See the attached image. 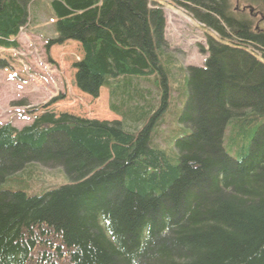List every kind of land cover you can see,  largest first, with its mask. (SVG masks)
Masks as SVG:
<instances>
[{
    "label": "trees",
    "instance_id": "16d2710c",
    "mask_svg": "<svg viewBox=\"0 0 264 264\" xmlns=\"http://www.w3.org/2000/svg\"><path fill=\"white\" fill-rule=\"evenodd\" d=\"M33 2L0 0L1 48H19ZM151 2L49 1L47 49L76 43V87L93 99L110 89L122 120L50 110L0 126V264H264V28L230 0H175L217 34L204 67L185 71L164 51L165 15ZM246 2L264 20V0ZM175 71L186 101L172 127ZM39 167L67 183L40 192Z\"/></svg>",
    "mask_w": 264,
    "mask_h": 264
},
{
    "label": "rangeland",
    "instance_id": "374dc122",
    "mask_svg": "<svg viewBox=\"0 0 264 264\" xmlns=\"http://www.w3.org/2000/svg\"><path fill=\"white\" fill-rule=\"evenodd\" d=\"M33 1L30 8V23L21 30L18 38L19 48L10 51L0 50L1 59L10 65L8 70L0 71V125L11 123L20 129L50 110L56 114L68 113L91 120L109 122L122 120L121 116H116L111 111L110 105L117 103L111 98L110 89L103 88L100 97L93 99L76 87L73 65L82 58V52L76 43L67 42L47 49V40L56 37V17L49 6L50 0ZM150 1L151 7H161L165 15L167 46L165 53L169 54L182 70L186 71L190 66L203 67L207 55L203 54L202 50L205 51L207 48V35L216 37L217 34L191 19L187 11L177 5L175 0ZM242 1L240 4L239 0H230L232 11L250 16L254 20L255 28H264L261 14L255 7H252L251 12L246 0ZM244 8L247 9L243 10ZM174 73L179 80L173 82L169 79L173 92L165 115L168 125L172 127L182 113L186 101L180 71ZM138 86L140 90L151 91L152 100L158 99L156 97L158 91L153 85L140 82ZM57 98L63 99L51 105ZM19 103L24 106H20ZM172 130L173 132L171 129L165 131L170 139H174L175 136L174 129ZM185 135L187 134L182 136ZM157 142L163 147H169L165 138H158ZM226 150L235 159L240 158L235 150H230L228 144ZM35 173L40 176L36 178V183L39 181L42 183V186L35 187L40 189V192L67 183L57 169L39 167Z\"/></svg>",
    "mask_w": 264,
    "mask_h": 264
},
{
    "label": "water",
    "instance_id": "95a60500",
    "mask_svg": "<svg viewBox=\"0 0 264 264\" xmlns=\"http://www.w3.org/2000/svg\"><path fill=\"white\" fill-rule=\"evenodd\" d=\"M249 9H250L251 12L253 11L252 8L249 7ZM244 10H245V8H244Z\"/></svg>",
    "mask_w": 264,
    "mask_h": 264
},
{
    "label": "bare ground",
    "instance_id": "6f19581e",
    "mask_svg": "<svg viewBox=\"0 0 264 264\" xmlns=\"http://www.w3.org/2000/svg\"><path fill=\"white\" fill-rule=\"evenodd\" d=\"M227 11H229V10H227ZM263 31V30H262ZM259 52V51H258Z\"/></svg>",
    "mask_w": 264,
    "mask_h": 264
}]
</instances>
